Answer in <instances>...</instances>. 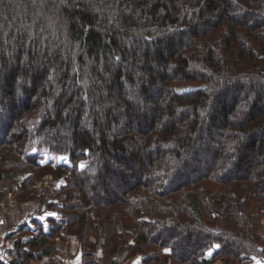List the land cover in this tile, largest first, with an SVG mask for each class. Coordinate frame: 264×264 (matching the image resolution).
<instances>
[{"label": "trees", "instance_id": "trees-1", "mask_svg": "<svg viewBox=\"0 0 264 264\" xmlns=\"http://www.w3.org/2000/svg\"><path fill=\"white\" fill-rule=\"evenodd\" d=\"M46 148L85 264L99 227L110 264H264V0H0V179ZM58 220L0 264L51 257Z\"/></svg>", "mask_w": 264, "mask_h": 264}, {"label": "rangeland", "instance_id": "rangeland-1", "mask_svg": "<svg viewBox=\"0 0 264 264\" xmlns=\"http://www.w3.org/2000/svg\"><path fill=\"white\" fill-rule=\"evenodd\" d=\"M194 88L195 87L192 85H182L178 87V90L180 92H185L188 90H192ZM38 120L39 119H36L33 122L32 124L33 129H36L38 127L39 125ZM41 153H42L43 158L40 160V165L36 169L24 168L23 166L18 165L15 168V170H13V174L11 175V177L0 179V199L7 198L9 200H16L18 202V206L16 207L17 209L20 205V201L17 198L21 193L20 192L21 184L25 183V185H27L26 187L27 192H25L26 194L23 192L25 195H28L29 193H31L32 190L35 188L36 189L35 198L38 197L37 202L41 203V209L43 207H45L46 209V206H47V210H48V207L51 208L52 207L51 205H53L54 208L49 209V210L51 211V215L55 214L58 217V219H61L60 221L58 220L59 226H63V228L66 227V228L72 229L73 231L72 233L76 234V236L74 237L77 238V244H82L84 243L83 238L85 235V225L81 220L77 221L79 218H81L80 214L78 215L76 212L67 211L65 209L67 206L64 204L62 200H61L62 203L59 202V198H58L60 194V193L58 194V191L62 192L60 194V197L63 198L66 196V192H63V190L65 188H68L69 175H70L69 168L72 167V163L69 161V157L67 155L64 156V154H58L50 150L49 148L44 149ZM54 186L56 189H54ZM53 189L56 190L55 197L52 194ZM35 198L33 199L35 200ZM33 199H30V200H33ZM37 211L39 212L40 216L44 215V212H41L40 209L39 210L37 209ZM52 218L53 217L51 216L50 219ZM47 221L48 220L43 222L38 219H34L33 223L36 225L39 224V227L46 228ZM119 228L120 230H124V228L121 225L119 226ZM35 229L37 230L36 227ZM99 229L92 230L91 232L89 233L87 232L86 234L87 235L86 242L89 244L90 253L92 255H95L97 260L98 259L100 260L99 258L100 249H103V246H106L107 244L104 236L100 233L101 229L100 230ZM133 230H134L133 235H136L137 231L134 228ZM125 232L127 231L125 230ZM126 237L122 236V237L113 238L112 241H117L119 244H116L115 247L113 246L114 249L112 250V252L115 251L117 253L118 249H115V248L117 247L119 248L118 245H120L121 242H125L126 245H130L134 243L131 237H127V239H125ZM151 250H155L156 252L157 248L155 247L147 248V252ZM106 251L107 250H104L105 255L108 253ZM131 252L132 253L125 254V255H122V253H120L118 257L120 259H123L124 262H128L130 264H132V262L134 263L138 262L139 257H137V255L135 254L133 255V251ZM116 253L114 254L116 255ZM219 261L225 264L224 261L218 260V262ZM212 263L214 264L215 262H212ZM219 263H216V264H219ZM153 264H160V263H153ZM163 264H172V263L171 261H169V263H163ZM233 264L235 263L233 262ZM243 264H258V263L247 262Z\"/></svg>", "mask_w": 264, "mask_h": 264}, {"label": "crops", "instance_id": "crops-1", "mask_svg": "<svg viewBox=\"0 0 264 264\" xmlns=\"http://www.w3.org/2000/svg\"><path fill=\"white\" fill-rule=\"evenodd\" d=\"M54 189H56L55 186ZM37 201H38V197L35 198V200L33 199V200L20 202V205L17 209H14L11 212H9L7 218V227L10 234L15 235L16 238L22 237L24 239H31L34 236L38 235V231L35 229L36 224L33 223L34 219H38L43 222H45L46 220L49 221L51 216L53 218L58 219V217L55 214L51 215V211L49 209L47 210V206L46 209L45 207L41 209V203H38ZM37 209L38 210L40 209L41 212H44V215L40 216ZM72 232H73L72 229L66 227L63 228L61 233L54 240L56 244V250L54 254L49 258L32 261L28 264H85L83 257L84 254L83 245L77 244V238L74 237L76 236V234H73ZM99 258L100 260L96 259L98 261V264L111 263V258L107 257V255L104 254L103 249H100L99 251ZM11 259H12L11 255L2 257V260L5 262H9ZM219 262L216 261L214 264ZM220 263L224 264L223 262ZM121 264H130V263L122 261ZM132 264H140V263L132 262Z\"/></svg>", "mask_w": 264, "mask_h": 264}, {"label": "built area", "instance_id": "built-area-1", "mask_svg": "<svg viewBox=\"0 0 264 264\" xmlns=\"http://www.w3.org/2000/svg\"><path fill=\"white\" fill-rule=\"evenodd\" d=\"M16 200L0 199V256L6 257L16 248V240L10 234L7 227L9 212L16 209Z\"/></svg>", "mask_w": 264, "mask_h": 264}]
</instances>
